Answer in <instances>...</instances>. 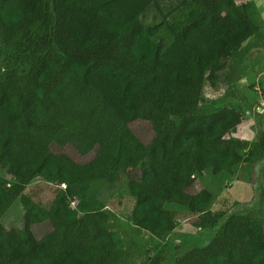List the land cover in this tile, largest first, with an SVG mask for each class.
<instances>
[{
    "label": "trees",
    "instance_id": "obj_1",
    "mask_svg": "<svg viewBox=\"0 0 264 264\" xmlns=\"http://www.w3.org/2000/svg\"><path fill=\"white\" fill-rule=\"evenodd\" d=\"M262 25L250 0H0V264H264L256 198L212 211L195 188L264 169V127L237 138L243 108L204 95L242 81ZM122 178L129 221L100 199ZM36 180L55 187L47 205ZM180 219L195 232L175 242Z\"/></svg>",
    "mask_w": 264,
    "mask_h": 264
},
{
    "label": "rangeland",
    "instance_id": "obj_2",
    "mask_svg": "<svg viewBox=\"0 0 264 264\" xmlns=\"http://www.w3.org/2000/svg\"><path fill=\"white\" fill-rule=\"evenodd\" d=\"M243 1L245 0H237L238 3ZM250 1L255 3L263 20L260 31L262 37L251 39L248 44L247 53L242 54V57L240 56V67L243 73L242 81L239 83L236 81L232 87L224 85L222 89L216 93H212L208 86L204 89V95L207 100H217L218 102H222V105L226 107L243 108L245 111V119L243 123L238 126L235 136L247 142H252L255 138V131L264 127V0ZM162 5L164 8L168 9L170 2L163 1ZM185 13V10L178 11L173 14L171 18L182 17ZM152 15L158 17L155 8H149L143 18L147 20ZM260 113H262V115ZM132 129L144 142H147L151 137L152 132L147 122L137 121L132 124ZM52 148L55 151H59V149H56L54 146H52ZM64 151L78 162H85L93 157V153L81 157L69 147L65 148ZM210 176L207 174L197 179L195 188H206L216 195L212 211L237 210V208L246 207L245 205H247V203L256 198L257 202L255 206L247 212L255 216L264 217V169L260 170L257 183L254 182V184V178H252V174L249 170L246 173L241 171L238 172V176L226 180L218 193V185L215 181L217 180V182H219L218 179H221L222 176H217L215 179ZM54 190L55 187L38 180L33 181L26 188L27 193H30L45 205L50 203ZM100 199L106 209L117 214L122 220L129 221L134 201L127 192L125 178H122L110 189L102 191ZM166 208L177 209L178 207L167 204ZM242 211L243 210H239L237 212L241 213ZM34 231L37 237H42L49 231V226L47 223L37 225L34 227ZM174 232H176L177 236L172 237L173 241L178 242L182 234H193L195 230L190 226L188 221L180 219ZM144 236L145 238L147 237L146 234H144ZM152 253L153 251H151V254Z\"/></svg>",
    "mask_w": 264,
    "mask_h": 264
}]
</instances>
